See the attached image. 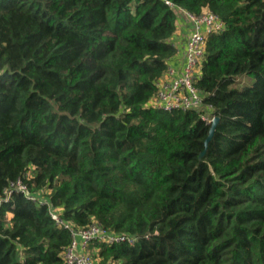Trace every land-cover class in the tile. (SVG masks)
I'll use <instances>...</instances> for the list:
<instances>
[{"label":"trees","instance_id":"trees-1","mask_svg":"<svg viewBox=\"0 0 264 264\" xmlns=\"http://www.w3.org/2000/svg\"><path fill=\"white\" fill-rule=\"evenodd\" d=\"M203 10L207 145L199 112L149 105ZM57 209L136 237L99 264H264V0H0V264H65Z\"/></svg>","mask_w":264,"mask_h":264},{"label":"built area","instance_id":"built-area-1","mask_svg":"<svg viewBox=\"0 0 264 264\" xmlns=\"http://www.w3.org/2000/svg\"><path fill=\"white\" fill-rule=\"evenodd\" d=\"M186 13L193 29L186 38L181 68L175 69L169 64L164 75L156 82L157 91L149 101V105L167 112L194 110L199 112L203 121L211 124L215 115L211 113V106L204 104L203 96L196 82L200 77L206 39L210 34L222 31L223 23L216 14L209 10H203L198 15ZM13 191L27 195L28 189L22 180L18 179L15 182H10L8 188L5 189L6 198ZM29 199L36 201V198L32 196H29ZM37 201L43 203V200ZM50 216L57 226L63 227L71 233L72 240L62 253L65 264H99L96 255L98 248L93 251L89 249L90 244L94 242L108 246L118 243L133 245L136 242L135 236L110 232L96 223L89 224L84 228H75L73 224L61 220L58 209L51 211ZM104 264L115 263L108 261Z\"/></svg>","mask_w":264,"mask_h":264},{"label":"crops","instance_id":"crops-1","mask_svg":"<svg viewBox=\"0 0 264 264\" xmlns=\"http://www.w3.org/2000/svg\"><path fill=\"white\" fill-rule=\"evenodd\" d=\"M192 29L193 25L187 13L182 11L176 21V31L172 37V42L177 49V54L169 61V64L175 69L181 68L186 38Z\"/></svg>","mask_w":264,"mask_h":264},{"label":"water","instance_id":"water-1","mask_svg":"<svg viewBox=\"0 0 264 264\" xmlns=\"http://www.w3.org/2000/svg\"><path fill=\"white\" fill-rule=\"evenodd\" d=\"M218 120H219L218 117H215L213 119L212 123L210 124L209 133H208V137L205 141V145H207L208 142L212 139V136L214 134V130H215V127L217 125Z\"/></svg>","mask_w":264,"mask_h":264}]
</instances>
